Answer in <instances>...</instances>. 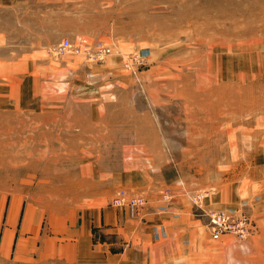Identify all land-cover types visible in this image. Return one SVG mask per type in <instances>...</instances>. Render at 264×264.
<instances>
[{
	"label": "rangeland",
	"instance_id": "1",
	"mask_svg": "<svg viewBox=\"0 0 264 264\" xmlns=\"http://www.w3.org/2000/svg\"><path fill=\"white\" fill-rule=\"evenodd\" d=\"M0 264H264V0H0Z\"/></svg>",
	"mask_w": 264,
	"mask_h": 264
},
{
	"label": "built area",
	"instance_id": "2",
	"mask_svg": "<svg viewBox=\"0 0 264 264\" xmlns=\"http://www.w3.org/2000/svg\"><path fill=\"white\" fill-rule=\"evenodd\" d=\"M55 50L58 53L82 54L89 60H102L111 53V48L103 44L81 49L73 46L67 38L62 39ZM138 56L135 54L134 58L136 59ZM167 196V193H163L164 198ZM144 201L145 199L141 195L128 194L126 191L120 190L112 198L111 204L114 206L138 205ZM207 216V232L212 240H219L224 235H233L238 239H245L250 233V217L243 212L231 213L225 209H217L209 211Z\"/></svg>",
	"mask_w": 264,
	"mask_h": 264
},
{
	"label": "crops",
	"instance_id": "3",
	"mask_svg": "<svg viewBox=\"0 0 264 264\" xmlns=\"http://www.w3.org/2000/svg\"><path fill=\"white\" fill-rule=\"evenodd\" d=\"M90 120H91V123H94V124H99V123H101V124H105V123H106V121L101 122V118H100V117H97V118H91ZM96 130H97V128H95V131H96ZM101 130H102V129H100V131H101ZM82 169H85V168L82 167ZM91 169H94V168L91 167ZM102 217H103L104 222H105V223H108V222H107V218H108L109 216L105 215V213L103 212ZM27 222H28V220H25V223H23V226H21V228H24V227L27 225ZM161 228H162V230L165 229L166 232H167V229H166V227H165L164 225H154V226L152 227L151 232H152L154 238H157V239L162 238V233H160L161 231L159 230V229H161ZM82 229H83V231H86V230H85V226H82ZM34 235H35V234H34ZM27 237H29V236H27ZM9 241H10V235H9L8 232H5V233L3 234V237H2V246L5 247Z\"/></svg>",
	"mask_w": 264,
	"mask_h": 264
}]
</instances>
